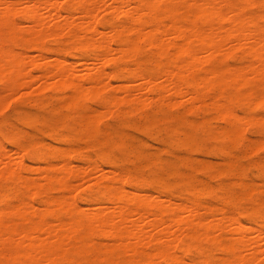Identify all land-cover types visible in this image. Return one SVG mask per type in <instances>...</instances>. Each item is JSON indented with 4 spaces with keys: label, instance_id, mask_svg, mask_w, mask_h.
<instances>
[{
    "label": "bare ground",
    "instance_id": "bare-ground-1",
    "mask_svg": "<svg viewBox=\"0 0 264 264\" xmlns=\"http://www.w3.org/2000/svg\"><path fill=\"white\" fill-rule=\"evenodd\" d=\"M21 1L0 0V89L9 99L19 95L18 90L28 92L37 86L62 92L58 106L74 112L82 138L101 146L111 139L101 123L105 112L128 108L151 109L154 114L183 104L192 111L211 113L209 117L223 124L217 134L226 140L221 153L228 169L236 163L228 155V144L247 140L244 125L256 124L264 132V115L255 112L264 106V0ZM251 7L256 8L254 13L248 12ZM101 9L111 13V19L122 16L124 21L101 30ZM17 14L27 24H18ZM48 36H65L72 47L92 49L93 55L84 62H69L59 52L49 55ZM22 43L36 55L14 48ZM146 50L150 61L144 69L139 55ZM234 52L244 60L242 65L226 63ZM78 63L86 65L85 71L80 72ZM110 64L122 67L108 72ZM118 78L121 82L113 84L112 79ZM1 91L0 108L9 101ZM103 94L101 110L90 106L91 97ZM239 101L248 107V115L234 110ZM8 139L16 149L4 146L0 137V181L10 182L8 187L0 186V264H97V259L109 264H264V217L258 213H248L254 221L243 223L228 206L203 203L196 193L188 203H179L162 194L138 192L139 180L131 174L102 171L91 158L86 167L74 165L71 156L81 146H47L38 151L40 165L31 168L38 177H31L27 164L17 158L25 135L12 131ZM261 140L264 137L257 145ZM101 157L112 161L107 153ZM84 182L90 183L89 195L98 205L89 206L92 211L81 208L73 193ZM256 183H243L222 203L249 198L264 204V188ZM54 189L60 195H50ZM35 194L45 195L41 208L33 205ZM49 216L56 221L50 222ZM93 232L110 242L94 243ZM206 243L217 246L219 257ZM192 248L199 258L184 256ZM116 254L128 259L118 261Z\"/></svg>",
    "mask_w": 264,
    "mask_h": 264
},
{
    "label": "rangeland",
    "instance_id": "rangeland-1",
    "mask_svg": "<svg viewBox=\"0 0 264 264\" xmlns=\"http://www.w3.org/2000/svg\"><path fill=\"white\" fill-rule=\"evenodd\" d=\"M23 1L24 0H22L21 2ZM25 1L27 2L31 0ZM107 3L109 2L107 1ZM101 10V14H99L98 16V23L99 25L101 24V30L104 29L105 31H107L112 23H121L124 21V17L122 16L111 19V13L105 11L104 9ZM255 11V7H251L248 10L249 13H254ZM24 19L25 18L21 14H17L14 17V20L17 21L18 24L20 23L22 25H25L26 23V20ZM65 39L66 41L68 40L65 36H48L45 39V46L48 50V54L54 56L55 52H59L61 55L65 56L68 61L70 60L69 62H71V60H74L73 62H78V60H80L79 62H81L84 59L88 60L92 57V49H77L75 47H72L73 44L70 41L64 42ZM28 47L29 46L25 43L14 46L17 51L20 50L22 52H28L29 55H36V53H34L36 51ZM84 50L87 51L84 52ZM139 60L141 61L144 69L148 68L150 61L149 50L142 52L139 55ZM89 62L90 61H88V63ZM226 63H229V65L231 66H234L236 64L237 66L238 64L242 65V63H244V60L239 57L238 53L234 52L228 55ZM78 64L79 66L77 67H79L78 69L80 70V72H83V70L85 71L86 65L84 66V64H82V66L80 65V63ZM121 67L122 64H110L106 66V69L108 70V72H111L119 70V68ZM120 82V78L112 79L113 84H118ZM37 87L36 90L38 91H36L35 88L34 91L32 87H30L31 89H27L28 92H24L25 90H18L17 93L19 95L16 94V91L13 94L10 93L12 95H17H15V97L12 96V99L8 98L10 97L8 94L4 95L5 93L3 94L0 89L1 93L3 94H1L3 98L5 100H9L7 101L8 103H5V107L2 106V108H0L2 109L0 110V137L2 143L4 146L16 149V147L10 144V141L8 139L9 133L12 131H18L21 132V134L25 135L26 139L22 142V145L18 150L19 154L17 155V158H21L23 163L25 162L27 164V167H29L28 175H30L31 177H38V173L36 172V170H33L40 165L39 161L36 158V154L38 151H41L47 146H67L65 148H70V146L75 148L82 147V149H80V152L73 153L71 156V160L74 165L83 166L81 165L82 163L84 164L83 167H86L85 165L88 164V158H91L97 161V164H99V166H102V171H104V169H110L106 171L108 172L114 169L113 171L116 172L118 170V172H126L128 174H131L139 180L138 184L135 186L138 192H147L154 195L155 193L156 195L162 194L168 196L173 201H180L179 203H188L192 199L193 193H196L200 195L201 201L203 203L224 207L228 206L227 208H229L230 210L232 209L231 211L234 210L233 212L236 213L235 215L239 217V219L243 223L254 221L248 218V213L255 212L264 217V204H254L249 198H242L243 200L239 199V202L236 200L228 205H224L222 203L223 198L230 193H238L242 189L243 183L255 184V182H257L256 185H258L262 189L264 188V141H259L260 143H262L261 146L259 145L260 143L258 144L259 146L257 145L258 140L264 137V132L261 131V128L258 125L252 123H249L248 125L246 123L245 125L247 126L245 127L244 125L243 129L245 132L244 134H246L245 136L247 137V140L236 144H228V155H230V159L233 162H236L234 163L235 168L228 169L225 163H222L226 157H224L221 153V149L225 146L226 140L217 134V131L223 124L220 121L209 117L212 116L211 113H203L197 109L192 111L183 104H178L173 109L163 107L160 110L161 113L158 111L154 114L152 113L151 109L146 112L134 109L128 110V108L121 110V112H118L120 110L111 109L112 112L110 110V113H108L109 111H107V113L105 112L104 116H102L101 118L103 127L107 126L106 128H108L111 132V139L105 145L101 146L94 140L82 138L80 136V133H78V130L75 128L76 126L74 124V112L67 109H62L60 108V106H58L59 98L63 95L62 92L58 90L56 91V89L52 87H46L43 89ZM29 89L34 93H32ZM104 96L105 94L100 97H91L88 100V103L90 104V106L95 107L96 109L98 108L97 110H101L102 107L100 105ZM4 99H2V103L4 102ZM37 103L38 106H36ZM263 107L264 106L257 107L255 109L256 114L264 115ZM234 110L237 113H241L243 116L250 113L248 107L242 101L234 103ZM57 112L60 114H58ZM117 113L120 114H118L117 116ZM26 114L28 115L27 118L26 116L24 117V115ZM106 114L109 115L106 116ZM144 115H146V117ZM139 116H141V118ZM206 117L207 120L205 122L204 118L206 119ZM166 128H171V131L168 129V132ZM37 130L39 132H37ZM187 137H189V139ZM254 138H256V140ZM60 140H62L64 143ZM248 140L253 141V143L255 141L254 148H250L253 143ZM210 146H213L214 148ZM84 148L86 149L84 150ZM103 152L112 157V161L110 163L107 158L101 157V154ZM30 157L32 160L30 159ZM12 158L17 159L16 157H14V155L12 156ZM211 159L213 160L212 162ZM219 160L220 162L216 163V161ZM257 161L258 163L260 162V165L257 163ZM203 162L207 163V165H205V163ZM31 164L36 166L33 167V165L31 166ZM99 168L101 169V167ZM162 183L166 184L165 188H162ZM84 184V186L80 185L81 187L77 186V188L79 189L73 191V193L75 192L74 196L77 199L79 206L81 207L82 205L81 208H87L86 211L89 208H92L93 210V204L95 205L96 202H94L92 200V197L89 195L90 183L84 182ZM6 185L8 187V185H10V182L0 181V186L6 187ZM126 188L128 190L132 189L130 185L126 186ZM50 195L57 196L60 195V192L54 189L50 192ZM44 197L45 195L43 194H35L33 196V205H36L35 208L37 206L40 208L43 206L42 201ZM91 205L93 207H89ZM96 205L95 207L98 206ZM92 210L89 209L88 211ZM48 220L50 222L56 221L52 216H49ZM97 235L98 234L96 232H93L90 235V240H94L93 242L99 245L103 244H100V241L107 243L110 242L109 239ZM206 245L210 246V248L213 249L214 255L219 257L220 254L216 245L213 246L209 243H206ZM184 256L186 258H199L198 253L193 248L186 252ZM116 258L118 261H122L128 259V255L116 254ZM161 263L164 264L163 261H161ZM62 264H65V262H62ZM97 264L109 263L106 260L97 259Z\"/></svg>",
    "mask_w": 264,
    "mask_h": 264
}]
</instances>
